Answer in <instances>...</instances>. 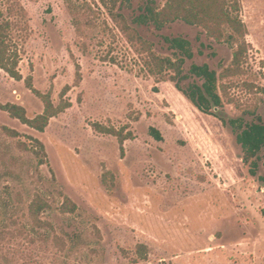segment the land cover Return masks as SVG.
Listing matches in <instances>:
<instances>
[{
  "label": "rangeland",
  "instance_id": "1",
  "mask_svg": "<svg viewBox=\"0 0 264 264\" xmlns=\"http://www.w3.org/2000/svg\"><path fill=\"white\" fill-rule=\"evenodd\" d=\"M19 1L27 26L10 32L22 80L0 70V103L21 105L29 118L41 114L30 77L54 106L70 86V107L42 133L0 110V127L19 135L0 128V264H264V190L227 127L174 83L147 77L115 31L96 26L78 36L63 0ZM144 3L125 0L121 12L136 15ZM92 17L103 19L101 12ZM239 17L252 46L244 75L226 81L240 107L225 104L222 112L229 119L256 106L264 121V95L241 86L264 87V0H239ZM135 28L162 57H177L167 40L181 38L193 61L217 76L230 64L231 47L195 26ZM94 124L130 133L122 152ZM259 164L262 176L264 150ZM37 196L49 205L38 234L29 233L28 215ZM70 204L74 212L64 214Z\"/></svg>",
  "mask_w": 264,
  "mask_h": 264
},
{
  "label": "trees",
  "instance_id": "2",
  "mask_svg": "<svg viewBox=\"0 0 264 264\" xmlns=\"http://www.w3.org/2000/svg\"><path fill=\"white\" fill-rule=\"evenodd\" d=\"M63 1L78 36L82 35L84 29L88 30L96 26L110 32L111 35H114L115 31V35L118 34L128 51L133 54V64L137 65L147 77L154 78L156 82L170 81L174 83L199 111L219 119L234 136L236 144L243 154L241 160L249 167V174L258 179L264 190V175L257 176L260 153L264 150V121L262 117L256 111V106L248 107L241 116L229 119H226L222 112L225 104L233 105L236 108L240 107L239 101L232 95L231 85L226 81L244 75L243 64L247 61L248 49L252 46L246 41V29L239 17V0H163V4L159 8L154 7L155 1L145 0L140 11L136 15L130 16L121 12L125 0ZM0 6L6 11L5 17L3 10L0 9V70L13 80L20 81L22 77L17 68L20 60L19 51L16 43L12 40L10 31L13 28H26L25 9L19 0H0ZM96 12H101L102 21L94 20L92 14ZM178 21L203 30L206 37L216 43L225 42L231 47L230 64L218 76L207 64H198L193 61V52L188 41L181 38L168 39L169 48L178 52V55L175 58L162 57L156 54L153 44L145 40L135 28L136 26L152 25L161 29ZM109 62L121 65L114 58H110ZM259 64L262 67L263 63ZM261 72H263L262 69ZM262 75L264 76V73ZM25 82L26 86L42 102V113L29 118L24 107L14 103H0V110L22 125L42 133L51 118L70 107V102L64 99L70 86L64 87L60 93L59 105L54 106L49 93L42 94L31 88L30 77H27ZM181 82H187L185 89L181 88ZM241 84L243 91L247 94L264 95V87H259L248 81ZM0 128L11 137L19 136L15 130L6 126ZM93 129L117 138L121 145V152L122 143L130 136V133L123 135L121 130L101 127L98 124H94ZM155 138L161 140L159 133L155 134ZM35 142L43 152V145L37 140ZM62 207L64 214L73 213L75 210L73 204L62 205ZM48 208V203L39 196L31 201L28 209L29 233L38 234L48 224L40 219L41 213Z\"/></svg>",
  "mask_w": 264,
  "mask_h": 264
}]
</instances>
